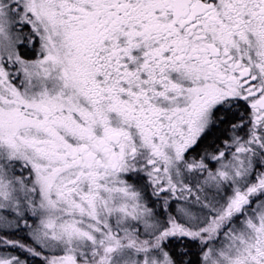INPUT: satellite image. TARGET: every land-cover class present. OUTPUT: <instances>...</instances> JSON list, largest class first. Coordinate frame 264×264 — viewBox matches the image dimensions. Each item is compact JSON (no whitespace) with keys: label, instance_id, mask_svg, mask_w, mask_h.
<instances>
[{"label":"snow or ice","instance_id":"1","mask_svg":"<svg viewBox=\"0 0 264 264\" xmlns=\"http://www.w3.org/2000/svg\"><path fill=\"white\" fill-rule=\"evenodd\" d=\"M0 264H264V0H0Z\"/></svg>","mask_w":264,"mask_h":264}]
</instances>
